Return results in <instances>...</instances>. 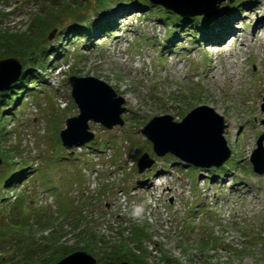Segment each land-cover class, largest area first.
I'll list each match as a JSON object with an SVG mask.
<instances>
[{
	"label": "rangeland",
	"instance_id": "obj_1",
	"mask_svg": "<svg viewBox=\"0 0 264 264\" xmlns=\"http://www.w3.org/2000/svg\"><path fill=\"white\" fill-rule=\"evenodd\" d=\"M149 4L0 0V60L21 70L34 58L29 89L18 83L22 97L0 105V264H54L75 251L108 264L98 256L117 249L141 264H264V173L249 159L261 137L264 154V0L221 1L193 27ZM71 75L103 80L125 110L122 125L90 120L93 139L64 147L60 131L78 113ZM201 104L224 120L221 172L157 156L140 131ZM143 153L154 163L139 173Z\"/></svg>",
	"mask_w": 264,
	"mask_h": 264
},
{
	"label": "water",
	"instance_id": "obj_2",
	"mask_svg": "<svg viewBox=\"0 0 264 264\" xmlns=\"http://www.w3.org/2000/svg\"><path fill=\"white\" fill-rule=\"evenodd\" d=\"M149 1L152 4H160L181 16H194L211 15L217 10V3L224 0ZM12 65L17 69L11 78L9 68ZM19 69V62L14 57L0 60V76L5 77L6 75L5 78L2 77L3 80L0 78V92L8 89L10 83L18 78ZM68 81L71 86V97L78 108V113L69 117L65 122V127L60 131L63 146L72 147L91 141L94 133L89 130L90 120L108 129L114 125L123 124L121 114L125 110L122 106L124 99L117 95L109 84L90 75H71ZM223 130L222 116L205 104L191 109L180 121H173L168 114L153 116L140 129L141 133L151 142L153 152L157 156L169 153L186 164L201 168L220 166L230 156V149L223 137ZM261 138L257 140V148L252 151L249 158L253 171L257 174L264 173ZM153 163L154 159L147 153H143L137 160L138 172L141 173ZM54 264H96V258L84 251H75ZM120 264L131 263L123 261Z\"/></svg>",
	"mask_w": 264,
	"mask_h": 264
},
{
	"label": "trees",
	"instance_id": "obj_3",
	"mask_svg": "<svg viewBox=\"0 0 264 264\" xmlns=\"http://www.w3.org/2000/svg\"><path fill=\"white\" fill-rule=\"evenodd\" d=\"M121 1H123V0H121ZM140 1L143 4H146V5H148V3H150L149 0H140ZM237 3H239V2L236 1V4ZM149 5H151V4H149ZM158 8H161V7H158ZM168 12L171 14V17L173 19V22L172 23L174 25L175 24L178 25L179 22L181 21L182 17H180L179 15H177V14L171 12V11H168ZM109 19L110 20L104 19V20L100 21L98 25L95 24L93 27H90L89 28V32L91 31V29L92 30L95 29V28L96 29H101L103 27L111 26L110 24L114 23L115 20H116L114 18H112V19L109 18ZM184 19L190 20L191 21V27H193V26H195V24H197V25H203L204 22L205 23H210L212 17L209 16V15H207V16L206 15H204V16L201 15V16H198V17L185 16ZM86 26L87 25L82 26V27L88 28ZM216 28H217V26L215 27V29ZM33 59L34 58H32V56H29V63L28 64H25V65L20 64L21 65V70H20L19 77L17 79L18 81L17 80H16L17 82L14 81L15 83H13V84L10 85V89L6 93L5 92H3V93L0 92V105H2L3 103H5V104L6 103H10L11 99L13 98V95L12 94L16 93L14 89H16L15 87H16V85H18V83H21V86H23L24 89H26V88L29 89L30 85L29 86L27 85V82H25L27 80H25V78H28V75L30 73V69L32 68V67H29V64H31V66L34 65V63L31 62V61H33ZM27 62H28V59H27ZM31 76H33V75H31ZM31 76L29 77L30 79L32 78ZM24 89L19 90L18 93H16V95H21V93L23 92ZM21 97H22V95H21ZM19 98H20V96H19ZM19 98H18V96H16L15 101L13 102L14 105L17 104V102L19 101ZM6 99H8V100H6ZM222 169H225V165H222V166L216 167V168H210V169H208V171L219 170L221 172ZM9 176H10L9 179L8 180L6 179V182H5L6 185H8L10 182L14 181V179H15L14 172L11 175H9ZM122 248H123V246H120L119 249H122ZM117 250L115 252H111V251H109V252H102L101 255L98 256V258H100V260H102L104 262H106L105 260H108L107 261L108 264H119L120 262H122L124 260H126L128 262H131V263H134V264H141V261H139L138 259L132 258V257L128 256L125 250L124 251H121L120 253ZM108 257H109V259H107ZM102 264H104V263H102Z\"/></svg>",
	"mask_w": 264,
	"mask_h": 264
},
{
	"label": "bare ground",
	"instance_id": "obj_4",
	"mask_svg": "<svg viewBox=\"0 0 264 264\" xmlns=\"http://www.w3.org/2000/svg\"><path fill=\"white\" fill-rule=\"evenodd\" d=\"M263 26V25H262ZM264 30V28H261L260 30ZM223 33V32H222ZM222 33H220L218 36H215V39H221L222 38ZM219 47H224V44H220Z\"/></svg>",
	"mask_w": 264,
	"mask_h": 264
}]
</instances>
